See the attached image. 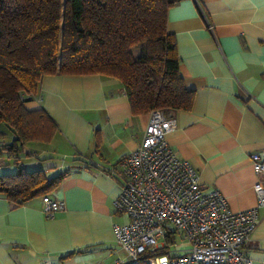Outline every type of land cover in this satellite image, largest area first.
Here are the masks:
<instances>
[{"label": "crops", "instance_id": "obj_1", "mask_svg": "<svg viewBox=\"0 0 264 264\" xmlns=\"http://www.w3.org/2000/svg\"><path fill=\"white\" fill-rule=\"evenodd\" d=\"M167 31L194 90L189 110L166 112L176 122L167 142L204 191L218 190L232 211L254 208V185L264 183L248 160L264 152V0H182L167 12ZM25 107L44 109L58 131L48 144L28 143L31 156L20 163L48 177L64 172L46 195L65 208L47 219L41 197L13 206L0 196V264L126 259L112 230L128 220L112 205L121 183L108 169L138 146L149 114L133 115L120 82L100 75L46 76ZM243 250L252 264H264V208Z\"/></svg>", "mask_w": 264, "mask_h": 264}, {"label": "trees", "instance_id": "obj_2", "mask_svg": "<svg viewBox=\"0 0 264 264\" xmlns=\"http://www.w3.org/2000/svg\"><path fill=\"white\" fill-rule=\"evenodd\" d=\"M180 1L0 0V155H11L15 166L1 172L0 196L21 206L53 191L65 175L48 177L20 163L31 156L28 143L48 144L58 131L44 109L25 107L46 76L115 79L133 115L191 108L194 90L184 83L167 31V12ZM175 239L165 238L166 249Z\"/></svg>", "mask_w": 264, "mask_h": 264}, {"label": "built area", "instance_id": "obj_3", "mask_svg": "<svg viewBox=\"0 0 264 264\" xmlns=\"http://www.w3.org/2000/svg\"><path fill=\"white\" fill-rule=\"evenodd\" d=\"M176 122L161 110H153L138 146L110 167L109 175L121 188L112 201L125 223H113L116 242L126 259L115 264H252L243 246L257 226L258 210L264 208V183H256L257 205L232 211L218 190L204 191L197 172L179 159L167 135ZM248 160L256 175H264V152ZM45 218L65 208L62 200L41 197ZM178 236L166 249L167 236ZM161 249L166 252L158 254Z\"/></svg>", "mask_w": 264, "mask_h": 264}, {"label": "rangeland", "instance_id": "obj_4", "mask_svg": "<svg viewBox=\"0 0 264 264\" xmlns=\"http://www.w3.org/2000/svg\"><path fill=\"white\" fill-rule=\"evenodd\" d=\"M3 127V128H2ZM2 129H5V127L4 126H0V130H2ZM4 140L5 141H8L9 139L7 138V137H5L4 138ZM8 158H10L9 159V162H7L6 160H8ZM12 161H13V159L11 158V157H8V155L6 154V153H4V155L3 154H1V156H0V167H7V165H10L11 167H13L14 165L12 164ZM4 162H5V164H4ZM15 167V166H14ZM28 169V168H27ZM28 170H30V169H28ZM3 172H6V173H4V174H9L10 172H13V171H3ZM1 174V173H0ZM175 244H178L179 243V241H180V238L176 235L175 236ZM171 246V250L173 249V244L172 245H170Z\"/></svg>", "mask_w": 264, "mask_h": 264}]
</instances>
